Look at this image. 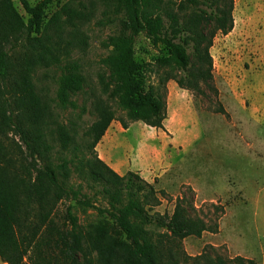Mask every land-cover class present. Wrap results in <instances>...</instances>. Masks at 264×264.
<instances>
[{"label": "trees", "instance_id": "1", "mask_svg": "<svg viewBox=\"0 0 264 264\" xmlns=\"http://www.w3.org/2000/svg\"><path fill=\"white\" fill-rule=\"evenodd\" d=\"M20 1L26 19L12 0H0V260L255 264L239 255L225 258L212 246L196 255L184 251L183 238L214 231L216 220L203 216L185 194L176 198L170 214L150 212L157 202L153 185L134 171L120 175L97 157L95 144L116 118L102 101L94 103L98 119L90 126L93 163L90 159L84 163L83 156L75 157L76 164L67 158L70 138L61 125L56 127L59 146L53 155L45 132L50 114L35 90L32 73L41 64L56 65L58 104L73 105L70 96L82 90L84 76L76 60L60 58L63 48L49 31L59 29L60 22L73 26L86 14L80 1L77 7L67 1L44 23V9L53 0L34 5ZM98 1L119 19V30L106 38L110 50L102 59L106 71L98 73V82L106 100L124 111L128 120L163 128L169 80L194 93H203L201 86L213 89L209 48L217 32L225 34L233 26L232 0ZM139 32L154 45H162L167 55L137 61L134 41ZM119 121L126 127L121 117ZM90 183L98 185L92 194L85 190L94 186ZM100 199L105 204L97 203ZM75 207L93 210L94 219L81 224Z\"/></svg>", "mask_w": 264, "mask_h": 264}, {"label": "rangeland", "instance_id": "2", "mask_svg": "<svg viewBox=\"0 0 264 264\" xmlns=\"http://www.w3.org/2000/svg\"><path fill=\"white\" fill-rule=\"evenodd\" d=\"M27 1L34 5L41 0ZM67 1L71 7L80 1L85 18L73 26L60 22V28L49 33L58 37L63 48L60 58L80 64L84 86L70 96L73 105L63 107L57 99L60 69L41 64L32 73L35 90L50 114L45 132L53 155L59 146L56 127L61 125L70 138L67 158L76 164L75 157L83 156L84 163L88 159L93 163L90 126L98 119L94 103L102 101L116 116L107 129L116 125L125 130L114 157L127 165L138 164L156 190L157 202L150 212L170 214L176 198L185 194L203 216L216 220L214 231L183 238L184 251L196 255L212 246L225 258L239 255L264 264V0H232L233 26L225 34L217 32L209 48L213 89L201 86L203 93H194L176 84L172 101L166 83L163 128L128 120L101 92L97 75L106 71L102 63L110 50L106 38L119 30V19L98 0H53L44 9L43 22ZM12 3L26 19L21 1ZM166 55L162 45H154L142 32L135 35L137 61ZM97 143L93 150L100 158ZM96 169L102 170L100 166ZM90 185L94 186L85 190L92 194L98 185ZM210 204L220 209L213 210ZM74 212L81 224L95 217L93 210L75 207Z\"/></svg>", "mask_w": 264, "mask_h": 264}, {"label": "crops", "instance_id": "3", "mask_svg": "<svg viewBox=\"0 0 264 264\" xmlns=\"http://www.w3.org/2000/svg\"><path fill=\"white\" fill-rule=\"evenodd\" d=\"M167 88L169 92V98L173 101L177 92L176 82H174L173 80H169L167 82ZM122 133H125V130L119 129L116 125L114 128H111L110 126L105 131L104 135L96 145V150L100 159H102L104 163H106L120 175L130 170L137 172L143 179L146 180L149 175L145 171H143L138 164L133 163L132 166L131 164L127 165L121 159H117L114 157L117 153L115 150L122 144ZM0 264L7 263L0 260Z\"/></svg>", "mask_w": 264, "mask_h": 264}]
</instances>
